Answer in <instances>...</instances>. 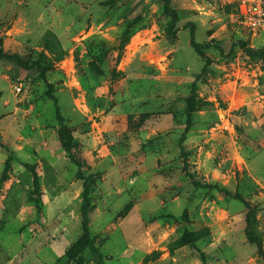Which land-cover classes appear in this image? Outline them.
<instances>
[{"label": "rangeland", "instance_id": "obj_1", "mask_svg": "<svg viewBox=\"0 0 264 264\" xmlns=\"http://www.w3.org/2000/svg\"><path fill=\"white\" fill-rule=\"evenodd\" d=\"M169 1L0 0V264H264V33Z\"/></svg>", "mask_w": 264, "mask_h": 264}, {"label": "trees", "instance_id": "obj_2", "mask_svg": "<svg viewBox=\"0 0 264 264\" xmlns=\"http://www.w3.org/2000/svg\"><path fill=\"white\" fill-rule=\"evenodd\" d=\"M163 1H164V6H165V9H166V12H170V9H169L170 1L169 0H163ZM172 14H173V12H172ZM251 52L257 54L260 57V59L263 61V64H264V51H251ZM15 60L17 61V63L21 67H23L25 69H33V68L36 67L33 63H32V65H29V64L24 63V61H21L20 59L15 58ZM49 88L50 89L52 88L51 84H49ZM50 98L53 99L55 102L57 100L55 98V96H53L52 94H50ZM189 106H190V111H192L193 104L191 102L189 103ZM68 138H69L68 139L69 143L65 144V143H63V140H62V143H63V147H64L68 157L73 160L74 154H73V149H72V147L70 145V142H71L73 137L71 135H69ZM184 140H185V136H182L181 142H183ZM181 150L182 151L184 150L183 147L181 148ZM77 166L79 167V165H77ZM195 184H201V183L196 182ZM204 186L208 187V188L211 187L210 185H204ZM214 188H219V187L217 185H215ZM224 193L227 196H231V194L228 191H224ZM234 198L241 200V202L244 205H246V207L248 208V205H247L246 201L244 200V198H242L239 195H235ZM83 215H84V219H83V237H82V239L80 241L77 242V245L80 246L81 250H83L85 248L90 249L94 254H96L98 256L99 261H101V259L103 258V255L95 247L94 240H93V238L90 235V231H89V217L87 215L86 210L84 211ZM247 223H248V232H247L248 238L250 239V241L253 244H255L257 246L258 251L260 252V254H262V256L264 258L262 241L259 240V238L257 237L256 233L250 232V228L252 226V220L250 219L249 215L247 216ZM183 242L185 244H187V245L194 246V241H183Z\"/></svg>", "mask_w": 264, "mask_h": 264}, {"label": "built area", "instance_id": "obj_3", "mask_svg": "<svg viewBox=\"0 0 264 264\" xmlns=\"http://www.w3.org/2000/svg\"><path fill=\"white\" fill-rule=\"evenodd\" d=\"M248 7V12L246 15H241V22L245 28H247L253 35H258V33H264V4L263 0H248L243 1ZM22 88L17 87V91Z\"/></svg>", "mask_w": 264, "mask_h": 264}, {"label": "crops", "instance_id": "obj_4", "mask_svg": "<svg viewBox=\"0 0 264 264\" xmlns=\"http://www.w3.org/2000/svg\"><path fill=\"white\" fill-rule=\"evenodd\" d=\"M82 142V141H81ZM82 144V143H81Z\"/></svg>", "mask_w": 264, "mask_h": 264}]
</instances>
